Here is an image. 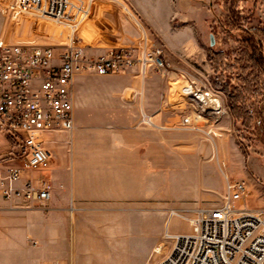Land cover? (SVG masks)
Here are the masks:
<instances>
[{
    "label": "rangeland",
    "instance_id": "obj_1",
    "mask_svg": "<svg viewBox=\"0 0 264 264\" xmlns=\"http://www.w3.org/2000/svg\"><path fill=\"white\" fill-rule=\"evenodd\" d=\"M121 1L141 19L153 43L164 48L174 76L162 77L155 69L143 76L132 69L125 74H80L77 78L85 79L80 83L97 102L119 88L126 96L130 93L127 100L135 101L133 96L137 95L143 109L132 125L149 131L148 144H143L148 165L140 167L141 175L149 182L158 179L164 193H133L131 255L124 260L117 254L109 263L98 260L94 264H159L172 247L165 239L167 233L193 231L183 213L171 216L170 211L220 206L227 178L247 183L246 207L264 208V69L260 73L255 65V61H264V49L256 47L252 54L242 49L236 28L264 26V0H257L254 14L253 0ZM98 3L77 32L76 44L91 46L94 53L106 47L139 45L141 34L126 14L111 0ZM101 5L104 10H100ZM20 24L0 10V38L49 45L58 52L63 49L64 39L61 33H54L59 29L54 24L38 19ZM211 34L214 46L222 50V57L216 56L214 62L209 56ZM186 86L209 91L221 101L223 111L215 114L202 108L193 94L184 91ZM100 105H95L93 118L81 121L106 134L111 142L116 118ZM75 111L81 115L83 107L76 106ZM143 111L154 124L141 123ZM7 140L0 133L2 155L15 150L13 141ZM68 213L75 215V208L70 207ZM17 259L6 252L0 264H28Z\"/></svg>",
    "mask_w": 264,
    "mask_h": 264
},
{
    "label": "built area",
    "instance_id": "obj_2",
    "mask_svg": "<svg viewBox=\"0 0 264 264\" xmlns=\"http://www.w3.org/2000/svg\"><path fill=\"white\" fill-rule=\"evenodd\" d=\"M98 1L0 0V10L20 26L27 19L49 22L64 39L58 52L49 45L0 38V133L13 141L15 149L0 154V192L12 208L52 203L51 180L25 173L50 168V133L75 129L78 75H117L138 68L143 76L150 69L168 79L174 76L164 48L153 43L144 23L121 0L111 3L137 27L140 44L106 47L98 53L91 46L77 45V32ZM141 123L154 124L144 111ZM247 195L245 181L227 178L220 206L171 210V216L183 213L193 231L167 233L172 247L159 264H264V209L246 207Z\"/></svg>",
    "mask_w": 264,
    "mask_h": 264
},
{
    "label": "crops",
    "instance_id": "obj_3",
    "mask_svg": "<svg viewBox=\"0 0 264 264\" xmlns=\"http://www.w3.org/2000/svg\"><path fill=\"white\" fill-rule=\"evenodd\" d=\"M134 71L140 72L138 68ZM84 80L77 78L75 83V109L83 107L81 115H76L77 128L48 135L47 146L53 155L50 168L44 170L48 174L25 173L51 180L52 203L48 207L30 203L12 208L0 192L1 258L10 252L28 264L109 263L117 254L127 260L133 236V193H164L158 179L149 182L141 175L140 167L148 165L143 144H148L149 131L132 125L143 109L137 95L133 96L135 101L127 100L130 93L126 96L119 88L98 101L116 118L117 126L108 142L106 134L81 121L93 118L98 104L80 83ZM70 207L75 208V215L68 213ZM260 209L264 208L254 210Z\"/></svg>",
    "mask_w": 264,
    "mask_h": 264
},
{
    "label": "trees",
    "instance_id": "obj_4",
    "mask_svg": "<svg viewBox=\"0 0 264 264\" xmlns=\"http://www.w3.org/2000/svg\"><path fill=\"white\" fill-rule=\"evenodd\" d=\"M253 10L251 11L252 14H254V11L257 9V0H253ZM237 33L240 38V42L242 43V49H248V53L252 54V51L256 48H263L264 49V26L258 27V28H247L243 26H237ZM240 33V35H239ZM247 44V46H244V44ZM247 53V54H248ZM209 56L211 62H214V59L217 58L216 56L222 57V50H217L216 46H211L209 48ZM255 61V60H254ZM255 65L257 68V71L262 73V70L264 69V61L258 60L255 61ZM237 97V96H235Z\"/></svg>",
    "mask_w": 264,
    "mask_h": 264
},
{
    "label": "bare ground",
    "instance_id": "obj_5",
    "mask_svg": "<svg viewBox=\"0 0 264 264\" xmlns=\"http://www.w3.org/2000/svg\"><path fill=\"white\" fill-rule=\"evenodd\" d=\"M184 91L193 94L198 104L207 111L213 112L215 114L221 113L222 103L213 95L207 94L205 91H200L192 86H186ZM160 249V248H159Z\"/></svg>",
    "mask_w": 264,
    "mask_h": 264
},
{
    "label": "water",
    "instance_id": "obj_6",
    "mask_svg": "<svg viewBox=\"0 0 264 264\" xmlns=\"http://www.w3.org/2000/svg\"><path fill=\"white\" fill-rule=\"evenodd\" d=\"M210 40H211V46L215 45V37L213 34L210 35Z\"/></svg>",
    "mask_w": 264,
    "mask_h": 264
}]
</instances>
